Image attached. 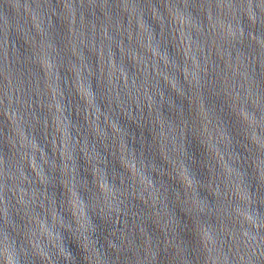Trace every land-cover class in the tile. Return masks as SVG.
<instances>
[{
	"label": "water",
	"instance_id": "obj_1",
	"mask_svg": "<svg viewBox=\"0 0 264 264\" xmlns=\"http://www.w3.org/2000/svg\"><path fill=\"white\" fill-rule=\"evenodd\" d=\"M0 264H264V0H0Z\"/></svg>",
	"mask_w": 264,
	"mask_h": 264
}]
</instances>
